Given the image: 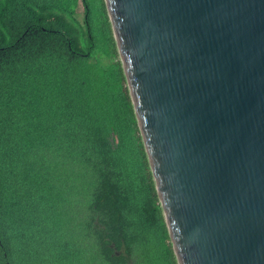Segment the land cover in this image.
I'll list each match as a JSON object with an SVG mask.
<instances>
[{"label":"trees","instance_id":"obj_1","mask_svg":"<svg viewBox=\"0 0 264 264\" xmlns=\"http://www.w3.org/2000/svg\"><path fill=\"white\" fill-rule=\"evenodd\" d=\"M105 6L0 0V264H178Z\"/></svg>","mask_w":264,"mask_h":264},{"label":"water","instance_id":"obj_2","mask_svg":"<svg viewBox=\"0 0 264 264\" xmlns=\"http://www.w3.org/2000/svg\"><path fill=\"white\" fill-rule=\"evenodd\" d=\"M178 264H264V0H104Z\"/></svg>","mask_w":264,"mask_h":264},{"label":"rangeland","instance_id":"obj_3","mask_svg":"<svg viewBox=\"0 0 264 264\" xmlns=\"http://www.w3.org/2000/svg\"><path fill=\"white\" fill-rule=\"evenodd\" d=\"M76 18L79 20V21H82V10L79 8L77 13L75 14Z\"/></svg>","mask_w":264,"mask_h":264}]
</instances>
